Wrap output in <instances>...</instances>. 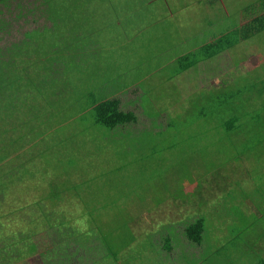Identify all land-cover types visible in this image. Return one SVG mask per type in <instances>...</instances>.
I'll use <instances>...</instances> for the list:
<instances>
[{
	"label": "trees",
	"instance_id": "trees-1",
	"mask_svg": "<svg viewBox=\"0 0 264 264\" xmlns=\"http://www.w3.org/2000/svg\"><path fill=\"white\" fill-rule=\"evenodd\" d=\"M154 1L0 0V118L2 119L0 162L10 158V154L14 151L13 147L17 144H10V149L5 145L9 125L10 128H15V134L20 129L23 130L22 125L35 126V134L30 136L29 140H21V143L16 145L18 148L14 151L15 154L20 150L28 149L36 140L43 142V137L47 133H52L48 130H63L66 132L63 134L64 137L72 138L73 142L78 144L75 149L69 148L71 156L67 159L68 166L80 168L89 165L91 168L92 164H96L94 158L98 156L100 170L93 172H97L98 175L101 173L102 178L109 180L110 188L119 186L118 181L113 179L120 175H124L127 180L130 176L129 171H134L135 166L143 170L151 166L153 171L157 172L165 166L163 162H166L167 156L174 155L177 148L192 144L194 140H198V146H206L209 143L218 146L217 142H220L225 148L239 147L243 150V156H246V153L257 152L264 144V140L261 139L264 132V64L260 69L246 73L238 71V64L240 61L246 62L248 58L241 53L243 45L256 42L264 46V15L239 29L232 30L233 32L228 36H223L220 39L222 42L218 46L219 49L212 51V57L207 62L217 64L218 72L223 73L220 85L214 86L200 79L204 72L200 63L190 70L198 73V76H195L198 80L180 82L183 90L180 89V85L173 86L171 94L176 95L177 102L171 105L175 104L183 109L178 110L180 111L178 114L171 115L170 110L164 113L153 110L152 100L147 101L151 91H145L143 85L140 87L137 85L139 82L137 75L144 65L140 58L146 54V51L134 48L139 43L134 42V38L139 36L142 28L147 25L145 17L143 19V9ZM227 2V0H198V5L202 7V17L205 19L199 31H206L208 27L232 14L229 12ZM164 3L165 0H162L163 7ZM261 3H264V0L240 5L237 8L238 12L233 15L236 16L239 12ZM153 7H155L154 13L152 14V10L148 12V15L152 14V24H161L162 20L166 23L168 17L163 11L158 10L159 3L156 2ZM104 8L114 10V13L119 15L113 32L118 36L120 43L126 45L122 50H109L107 48L109 45L107 46L105 41L100 43L99 40L96 41V38H102L103 29L101 23H96L94 20L103 16ZM179 10L181 9L177 11ZM171 11L175 13L173 7ZM233 15L231 17H234ZM183 23L181 15H175L173 24L176 29L165 35L177 36L184 33V30H180ZM150 26L147 27L148 30ZM187 29L189 28L185 29L187 34H183L186 41L190 40V43L198 44L199 31L196 29L188 32ZM155 31L159 32V29L155 28ZM94 36H96L95 41L92 42ZM231 41L233 44L229 46ZM231 48L237 49L236 53L239 51L238 58L232 62L229 57L226 58L227 50ZM199 51L198 47V53ZM114 55L119 57L112 60ZM103 57L105 62L116 63L123 73L117 70V74L106 81L104 76L106 67L101 68V64L104 63ZM119 58H123L122 66L119 64ZM147 58L149 59L148 56ZM203 58L198 55V60ZM215 59H218V62H214ZM133 61L136 62V66L132 70L123 68L125 65L129 67ZM150 63L146 62L149 70L152 66ZM231 67L235 69V73L232 72ZM167 68L165 65L156 68L154 72H162ZM178 71L174 76L172 75V81L179 80L177 77L181 75H177ZM35 94L37 96L34 97ZM193 96H196L195 99H192ZM58 111L63 113L64 119H68L69 129L64 126L65 124L59 123L57 126V123L49 126V121H53L52 117ZM84 130L91 131L94 137L100 138L108 132L112 137L110 139L118 144L128 137H133V148H137L140 155L138 153L136 162H133L105 147L93 150L86 156L84 149L87 142L84 138L87 133ZM143 130L145 131L140 134ZM13 136L11 135L10 138ZM3 145L6 148L5 152H2ZM30 155L34 156V154ZM88 159H91V162H88ZM213 159L208 157V160ZM146 162L148 163L145 164ZM5 170L0 169V175ZM21 171V180H28L33 174L27 167ZM206 175L201 178L198 192H201V182L207 177L210 178V174ZM254 176L252 185L264 181L261 174L257 173ZM94 179L96 177L92 178ZM3 180L4 177L3 179L0 177V182ZM71 180H74V177L71 176L69 179L67 176L62 180L52 178L50 183H47L40 178L41 183L51 185V192L45 197L38 194L39 199L16 211H11V216L14 218L1 214L3 205H0V264H35L30 259L37 255L42 259L38 264H123L118 249L123 243L126 245L122 248L131 249L135 243L138 244V239L142 235L135 233L121 237L115 230L114 232L107 230L103 219L110 208L109 205L94 197L93 193L91 196L88 195L92 192V186L87 189V197L76 190L80 186L88 187L92 180L84 181L80 186L76 183L67 186L66 183ZM82 181L83 179L77 182ZM214 181L212 179V190L209 193L205 191L207 196L204 198L211 200L216 198L219 204L230 191L227 194L228 187ZM220 181L223 182L221 179ZM58 183L60 193L55 192ZM218 189L220 191L215 192ZM155 192L157 193V190ZM69 198H74V202L71 203L73 199ZM4 200L8 199L0 192V204ZM66 203L82 205L87 211L83 212L82 207L79 214L73 208L66 210L63 206ZM200 208L198 216L187 214L186 219L179 220L184 227L182 234L187 240V245L198 246V257L209 240L213 243L212 234L219 243L221 242L215 237L219 227L213 224L215 208L212 203L204 204ZM18 214L21 218L20 225L12 230V221L18 222L16 217ZM82 214L88 217L89 229L86 232L78 231L75 226L76 220ZM146 216L150 215L146 214ZM150 217L153 219L152 216ZM141 220L133 223V227L143 228L145 220L142 224ZM232 222L230 220V223L225 225V230L228 236L235 239L237 232L231 225ZM41 233H44L47 241L38 245L35 237ZM150 236L153 239V236ZM245 236L249 243L257 247L258 242L252 240L251 233ZM130 238L131 243L127 244L125 239ZM258 238H260L259 248L264 254V232H261ZM152 239L150 244L157 259L152 260L156 264H175L170 261L169 254L176 250L173 238L162 235V238H156L154 241ZM159 241L169 253L159 248L161 246ZM221 244L219 251H223L222 247H225V243ZM111 256L115 257L113 262ZM182 262L187 264L183 259ZM261 263L264 264V260Z\"/></svg>",
	"mask_w": 264,
	"mask_h": 264
},
{
	"label": "rangeland",
	"instance_id": "rangeland-1",
	"mask_svg": "<svg viewBox=\"0 0 264 264\" xmlns=\"http://www.w3.org/2000/svg\"><path fill=\"white\" fill-rule=\"evenodd\" d=\"M227 1L229 4L228 8L230 9L229 12L232 14L222 18L215 25L208 27L207 30L205 29L206 31H199L202 29L205 19L202 17V7L198 5V0H165L164 7L162 6V0H155L151 2L150 6H146L143 9V19L145 17V23L147 25L142 28L141 34L139 33L140 35L138 34L139 36L134 38V42H139L136 44L137 47L135 45L134 48L146 51V54L140 58L143 61L141 63L144 65L142 66V71L138 73L139 76L137 75L139 78L137 85L139 87L143 85L146 88L145 91H151L147 101L152 100L151 106L153 110L159 113L170 110L171 115L178 114L180 112L178 110L183 108L175 104L171 105L177 102L175 99L176 95L174 93L173 95L171 94L172 88L177 84L183 90L180 82L198 80L195 77L198 76V73H195V70H190L200 63H202V69L204 70L200 79L214 86L220 85L223 73L220 74L218 72L217 64H212L210 63L211 61L207 62L212 57V51L219 49L218 46L222 42L220 39L223 36H228L230 32H233L232 30L239 29L264 15V3L253 5L235 16L233 14L238 12L237 8L240 5L248 4L256 0ZM156 2L159 3L158 10L163 11L168 17L166 23L165 20H162L163 22L161 24H152L151 22L153 20L152 14L155 10L153 6ZM172 7L175 13L171 11ZM178 9L181 10L177 11ZM150 10H152L151 16L150 14L148 15ZM102 13L103 16L101 18L94 20L96 23H101V29H103L102 38H96V41L99 40V43L105 41L107 46L109 45L108 47L106 46L109 50H122L126 45L121 44L118 36L113 32L114 26L118 23L116 18L119 15L114 13V10L108 8H104ZM175 15H181L184 23L181 25L183 29L181 28L180 30H184V33L180 34L181 36L179 34L177 36L175 34L173 36H166L165 34L176 29L173 24ZM231 15L234 17H231ZM148 26H150L149 30L147 28ZM155 28H158L159 32L155 31ZM186 28H189L187 29L188 32L196 29L199 31L198 44L196 42L192 44L190 40L186 41V37L184 36L187 34L185 31ZM93 39L92 42L95 41ZM232 44L233 42L231 41L229 46ZM198 47L200 48L199 53ZM236 50L234 48L227 50L226 58L228 59L229 57L230 62L238 58L239 55L237 53L239 51L236 53ZM241 53L248 58L246 62L240 61L238 71L243 73L253 72L254 70L260 69L264 64V46L262 47L256 42L243 45L241 47ZM198 55L204 58L198 60ZM118 57V55H114L112 60ZM103 59L105 60L104 57ZM217 60L215 59L213 61L218 62ZM122 62L123 58H119V64L121 66ZM146 62L147 64L151 62L150 64L152 66L150 70ZM135 63L133 61L129 67L125 65L123 68H131L132 70L136 66ZM165 65L168 67L166 70L154 72L156 68H161ZM103 67H106V72L104 73L106 81L113 78L117 74L116 71L119 70V66L117 67L116 63L113 64V62L104 61L101 64V68ZM177 70H179L177 75L180 74L181 76L177 77L179 80L172 81L171 77L176 74ZM119 72L123 73V70L120 69ZM232 72H236L234 68H232ZM33 96L35 97L37 95L35 94ZM196 96H193L192 99H195ZM56 109L58 110V107ZM50 112L52 113L53 110ZM63 117V113L58 111L52 117L53 121H49V126L53 123H57V126L59 123L65 124L64 126L68 128V119H64ZM34 127V125L27 127H23L22 125L23 130L20 129L15 134V128H10L9 125L8 138L5 139L7 149H10V144L17 143L16 145H18L23 139H31L30 136L36 132ZM49 131H52V133H47L43 137V142L40 143L39 140L38 142L36 140V142L31 143L32 145L28 149L20 150L16 154L14 151L18 147L15 145L13 147L14 151L10 154V158L5 162H0V169H6L0 175L2 179L4 177V180L0 182V192L8 199L0 204L3 205L1 214L14 218V216H11V211H16L24 205L31 204V201L40 198L38 197L39 195L47 196L51 192V185H46L45 182L41 183L40 178L50 183V179L52 178L62 180L67 176L71 179L72 176L74 180L69 182L71 184L67 182L66 185L72 186L76 183V185L80 186L84 181L92 180L93 177H96V179L89 183L90 185L88 187L84 185L76 190L81 195L87 197V189L92 186V192H89L88 195L91 196V193H93L94 197L99 198L100 201L109 205L110 208L103 219L106 229L113 230V232L115 230L121 237L122 235L127 237L128 234L134 235L135 233L142 235L138 239V244H133L134 246L131 249L126 250L122 248L123 245H126L124 243L118 249V252L121 253V262L123 264H156L152 260L157 259L155 254H153L154 251L151 246L152 238L150 235L153 236L152 241L156 238H162V235L173 238V242L176 244V250L173 253L164 250L161 241H159V244H161L159 248L169 253L170 261L175 264H182V259L187 264H262L264 254L259 248L260 238L258 237H260L261 232H264V181L252 185V180L255 177L254 174L257 173L261 174L264 180V144L258 148L257 152L246 153V156H243V150L239 147H236L237 149L235 147L225 148L220 142H217L218 146L212 143L206 146H198V140H194L192 144L177 148L174 155L167 156L166 162H163L165 166L157 172H154L151 166L147 170L139 169L135 166L134 171H129L130 176L127 180L124 175H120L113 179V181H118L119 186L110 188L109 180L102 178L101 173L98 175L97 172H93L97 171L100 166L98 156H96V159L94 158L96 164H92L91 168L89 165L80 168L68 166L67 159L71 156L69 148L75 149L74 147L78 145L77 142L74 143L72 138L64 137L63 134L66 132H63V130ZM84 131L87 133L84 138L85 142H87L86 149H84L86 156L93 150L107 147L112 149L113 152H118L129 158L130 161L134 162L137 160L139 150L133 148V137H128L121 144H118L110 139L112 137L108 132L104 133L103 137L100 138L98 136L94 137L91 131ZM144 131L140 132V134ZM9 135L14 136L10 138ZM84 139H82V142ZM261 139L264 140V132L261 135ZM96 142L98 143L96 144ZM5 145L2 146V152H5ZM30 154H34V156ZM208 157L214 159L208 160ZM88 162H91V159H88ZM14 166L16 168H13ZM24 167H27L33 173L28 180H21V169ZM206 174H210V178L207 177L201 182V192H198L201 178L207 176ZM82 179L83 181L81 183L77 182ZM212 179L217 184H223L224 187H228L227 194L230 191L219 204L216 198L213 200L204 198L207 196L205 191L209 193L213 188ZM35 184L37 185L36 187ZM139 187L141 188L140 190ZM154 189L157 190V193ZM217 191L220 190L218 189L215 192ZM55 192H61L59 183L57 184V188H55ZM69 199H73L71 203L74 202V198ZM208 203L210 205L212 203L215 208L213 224L219 227L217 228L215 237L219 238L221 242L219 243L212 234L211 240L213 243L209 240L207 245L202 249V254L198 257V246H192L190 244L191 246L189 247L187 245V240L183 237L184 234H182L184 227L179 223V220L186 219L187 214L198 216L200 207ZM63 206L66 210L73 208L77 211V214L80 213L78 210H81V207L83 212L84 210L87 211L82 205L76 206L75 204L69 205V203H66ZM146 214L152 216L153 219L150 216L145 217ZM16 217H18V222L12 221V230L17 229L20 225V215L18 214ZM139 220H141V224L145 220L143 228L141 226L139 229L134 228L132 224ZM230 220L233 221L231 225L235 227L234 229L237 232L235 239L228 236L225 230V225H228ZM148 225L150 226L149 228ZM245 227L246 229H244ZM249 233H251L252 240L254 239L258 242L257 247L248 242L245 235H249ZM43 234H38L35 237L38 245L47 241L46 236ZM125 241L127 244L131 243V238L125 239ZM221 243H225V247H222L224 248L223 251H219V246L222 245ZM126 251L129 252L126 253ZM110 258L112 262L115 260L114 256ZM30 261L38 264L42 259L37 255L31 258Z\"/></svg>",
	"mask_w": 264,
	"mask_h": 264
},
{
	"label": "clouds",
	"instance_id": "clouds-1",
	"mask_svg": "<svg viewBox=\"0 0 264 264\" xmlns=\"http://www.w3.org/2000/svg\"><path fill=\"white\" fill-rule=\"evenodd\" d=\"M80 211V210H78ZM75 226L77 227L78 231L86 232L89 229L88 217L86 214H82L75 222Z\"/></svg>",
	"mask_w": 264,
	"mask_h": 264
}]
</instances>
